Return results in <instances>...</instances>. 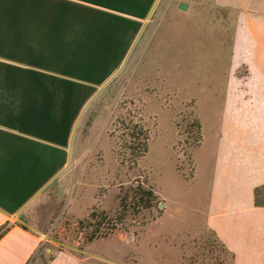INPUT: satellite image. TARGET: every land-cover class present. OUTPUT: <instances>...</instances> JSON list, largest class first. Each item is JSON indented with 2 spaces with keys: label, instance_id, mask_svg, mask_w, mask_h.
I'll list each match as a JSON object with an SVG mask.
<instances>
[{
  "label": "crops",
  "instance_id": "obj_1",
  "mask_svg": "<svg viewBox=\"0 0 264 264\" xmlns=\"http://www.w3.org/2000/svg\"><path fill=\"white\" fill-rule=\"evenodd\" d=\"M162 0H0V264H32L40 241L20 216L69 164L78 122L127 64ZM189 8L193 4L187 1ZM180 3V2H179ZM234 12L208 82L214 122L193 150L194 229L233 264H264V0H209ZM179 5V4H178ZM197 106V105H196ZM198 112V111H197ZM44 264H92L58 251Z\"/></svg>",
  "mask_w": 264,
  "mask_h": 264
},
{
  "label": "rangeland",
  "instance_id": "obj_2",
  "mask_svg": "<svg viewBox=\"0 0 264 264\" xmlns=\"http://www.w3.org/2000/svg\"><path fill=\"white\" fill-rule=\"evenodd\" d=\"M187 1L193 6L179 10ZM233 15L209 0L161 1L127 64L82 114L65 171L20 216L40 241L32 264L58 251L92 264H233L211 231L180 232L197 223L187 180L193 179L197 123L202 118L208 134L215 121L206 84L223 61L220 44L230 41ZM130 121L150 136L136 166L124 148L134 143ZM138 182L158 199L152 209L130 208L122 218L120 197L134 194ZM92 210L98 217L91 222L103 229L112 219L116 230L88 242L92 228L79 222Z\"/></svg>",
  "mask_w": 264,
  "mask_h": 264
},
{
  "label": "trees",
  "instance_id": "obj_3",
  "mask_svg": "<svg viewBox=\"0 0 264 264\" xmlns=\"http://www.w3.org/2000/svg\"><path fill=\"white\" fill-rule=\"evenodd\" d=\"M122 124L126 126L125 121H122ZM127 126L129 128L128 130H132V132L128 133L127 136L131 139H134V143H132V141L130 143L126 141L124 148L130 152L131 158L128 160V162L132 166H136L138 159L146 156V154L148 153V142L150 138L149 131L145 129V127L140 123H133L132 121H130ZM197 129L198 136L195 139V149L201 144L203 138L201 120H199L197 123ZM263 191L264 185L258 187L255 190L256 206H264V200H262ZM157 199L158 196L151 186H149L145 182H138L134 194H132L131 196L129 194H126L125 196L120 197V207L123 211V214L121 215L122 218H125L124 216H126V214L130 211V208L134 209V212L137 213L152 209ZM132 204H134V207H132ZM101 216L102 221L107 220V217L103 213ZM96 217L98 216L95 210H92L85 221L79 222L80 225L84 223L87 224L88 229L92 228V231L88 233L87 236L88 242H92L93 240L101 238H106L116 230V225L113 224L112 219H109L107 222L108 226L110 225V227H103V229L101 227V223L94 224L93 222H91L95 220ZM10 227L11 225H9V223H6L2 227H0V239L6 234V232L9 231ZM51 259L52 257L50 256L47 260L49 261Z\"/></svg>",
  "mask_w": 264,
  "mask_h": 264
},
{
  "label": "water",
  "instance_id": "obj_4",
  "mask_svg": "<svg viewBox=\"0 0 264 264\" xmlns=\"http://www.w3.org/2000/svg\"><path fill=\"white\" fill-rule=\"evenodd\" d=\"M178 9L185 12L189 9V4L185 2H180L178 5Z\"/></svg>",
  "mask_w": 264,
  "mask_h": 264
}]
</instances>
